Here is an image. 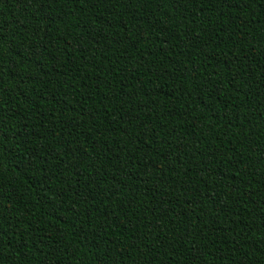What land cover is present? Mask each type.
I'll use <instances>...</instances> for the list:
<instances>
[{"label": "trees", "instance_id": "trees-1", "mask_svg": "<svg viewBox=\"0 0 264 264\" xmlns=\"http://www.w3.org/2000/svg\"><path fill=\"white\" fill-rule=\"evenodd\" d=\"M0 138V264H264V0H0Z\"/></svg>", "mask_w": 264, "mask_h": 264}, {"label": "snow or ice", "instance_id": "snow-or-ice-1", "mask_svg": "<svg viewBox=\"0 0 264 264\" xmlns=\"http://www.w3.org/2000/svg\"><path fill=\"white\" fill-rule=\"evenodd\" d=\"M36 53L35 52H33V55H35ZM3 147V139L2 138H0V148H2ZM262 151H264V149H261ZM55 195H60V194H55Z\"/></svg>", "mask_w": 264, "mask_h": 264}]
</instances>
